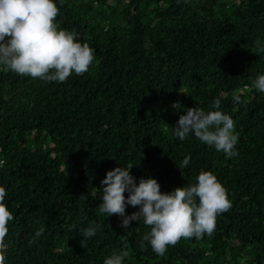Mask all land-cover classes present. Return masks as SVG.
I'll return each mask as SVG.
<instances>
[{
  "label": "trees",
  "instance_id": "16d2710c",
  "mask_svg": "<svg viewBox=\"0 0 264 264\" xmlns=\"http://www.w3.org/2000/svg\"><path fill=\"white\" fill-rule=\"evenodd\" d=\"M56 3L57 27L74 30L94 61L62 83L0 71V186L13 216L6 264H102L120 249L125 264H264V93L252 86L264 73V0ZM214 98L234 122L235 157L172 135L184 109L207 111ZM129 164L161 192L209 171L231 208L210 236L158 256L139 246L142 223L122 229L120 217L98 214L100 180ZM89 223L100 227L84 248L68 226Z\"/></svg>",
  "mask_w": 264,
  "mask_h": 264
},
{
  "label": "clouds",
  "instance_id": "9594fccd",
  "mask_svg": "<svg viewBox=\"0 0 264 264\" xmlns=\"http://www.w3.org/2000/svg\"><path fill=\"white\" fill-rule=\"evenodd\" d=\"M58 11L56 0H0V71L45 83H62L71 75L88 71L94 61L93 50L79 40L74 30L57 27ZM252 86L264 93V73L255 76ZM232 101L240 103L239 95L233 94ZM172 126V135L181 142L193 137L223 153L226 159L238 155V134L233 130V120L220 110V98H214L207 111L199 107L184 109ZM188 164V156L176 163L179 169ZM132 166L106 171L100 180L98 214L120 217L122 229H128L132 221L142 223L148 230L139 246L143 248L146 242L158 256L165 255L167 247L182 238L199 240L210 236L216 217L231 208L226 189L209 171H200L194 183L161 192L155 178L137 180L130 172ZM6 195V189L0 186V264H6L2 242L13 220L4 203ZM126 206L136 210L125 215ZM99 227L93 223L82 228L70 224L68 229L77 231L80 246L86 248ZM128 255L124 249L113 251L102 264H125Z\"/></svg>",
  "mask_w": 264,
  "mask_h": 264
}]
</instances>
